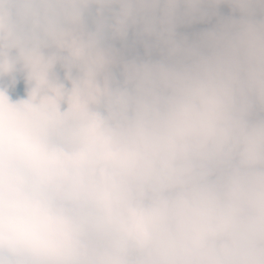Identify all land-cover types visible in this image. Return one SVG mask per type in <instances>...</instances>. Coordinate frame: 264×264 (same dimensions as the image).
Wrapping results in <instances>:
<instances>
[{"label":"clouds","instance_id":"clouds-1","mask_svg":"<svg viewBox=\"0 0 264 264\" xmlns=\"http://www.w3.org/2000/svg\"><path fill=\"white\" fill-rule=\"evenodd\" d=\"M0 264H264V0H0Z\"/></svg>","mask_w":264,"mask_h":264}]
</instances>
